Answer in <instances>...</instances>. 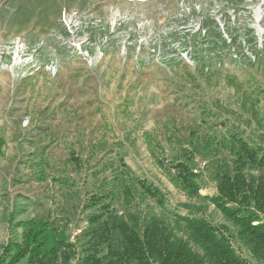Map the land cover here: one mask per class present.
I'll return each mask as SVG.
<instances>
[{
  "label": "rangeland",
  "instance_id": "rangeland-1",
  "mask_svg": "<svg viewBox=\"0 0 264 264\" xmlns=\"http://www.w3.org/2000/svg\"><path fill=\"white\" fill-rule=\"evenodd\" d=\"M229 133L264 148V0H0V253L19 222L56 213L73 188L57 179L80 201L117 156L170 209L204 204L224 223L170 170L180 147Z\"/></svg>",
  "mask_w": 264,
  "mask_h": 264
},
{
  "label": "trees",
  "instance_id": "trees-1",
  "mask_svg": "<svg viewBox=\"0 0 264 264\" xmlns=\"http://www.w3.org/2000/svg\"><path fill=\"white\" fill-rule=\"evenodd\" d=\"M214 143L217 155L211 154ZM196 145L191 146L195 152L190 146L179 148L172 182L190 199L214 206L224 223L206 216L204 204L170 209L163 190L117 156L112 175L80 201L81 186L70 184L68 177L57 179L73 187L70 194L62 190L56 197V213L47 210L19 222L21 237L2 248L0 264L24 258L30 264H251L233 241L264 264V148L238 133ZM202 164L216 184L211 197L200 195ZM74 212V217L86 214L85 219L74 222Z\"/></svg>",
  "mask_w": 264,
  "mask_h": 264
}]
</instances>
